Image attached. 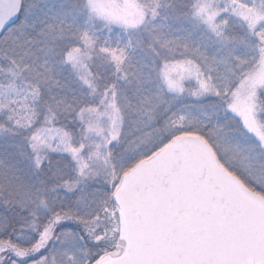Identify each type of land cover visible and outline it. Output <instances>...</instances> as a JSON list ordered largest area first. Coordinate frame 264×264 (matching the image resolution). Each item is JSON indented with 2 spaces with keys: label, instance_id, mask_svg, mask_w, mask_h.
<instances>
[{
  "label": "snow or ice",
  "instance_id": "obj_1",
  "mask_svg": "<svg viewBox=\"0 0 264 264\" xmlns=\"http://www.w3.org/2000/svg\"><path fill=\"white\" fill-rule=\"evenodd\" d=\"M0 264H264V0H0Z\"/></svg>",
  "mask_w": 264,
  "mask_h": 264
}]
</instances>
